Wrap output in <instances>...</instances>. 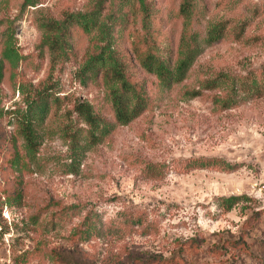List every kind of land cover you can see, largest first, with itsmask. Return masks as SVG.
I'll return each mask as SVG.
<instances>
[{"label":"rangeland","instance_id":"obj_1","mask_svg":"<svg viewBox=\"0 0 264 264\" xmlns=\"http://www.w3.org/2000/svg\"><path fill=\"white\" fill-rule=\"evenodd\" d=\"M143 1L0 0V264H264V90L229 102L263 87L264 0ZM107 44L144 101L124 125L86 65Z\"/></svg>","mask_w":264,"mask_h":264},{"label":"trees","instance_id":"obj_2","mask_svg":"<svg viewBox=\"0 0 264 264\" xmlns=\"http://www.w3.org/2000/svg\"><path fill=\"white\" fill-rule=\"evenodd\" d=\"M141 4H144L143 0H140ZM70 18L64 19L61 23L56 25L55 29L65 31L63 24L70 23ZM85 29H88V25L84 22L82 23ZM151 50L147 51L146 53H140V51H135L136 59L138 60L140 66L145 69L150 74L156 76L162 83H169L173 80H179L188 69L191 60L188 58H184L178 64L173 63V58L167 59L166 53H161L159 46L155 44L152 45ZM97 54H92L88 61H87V68L90 69L93 74L101 75L102 80L111 89L113 93V107L116 119L121 124H127V122L140 114L144 107V101L141 99V92L140 89L133 84L126 72V67L124 63L117 57L114 56V51L112 49V44H107L101 47ZM156 52H154V51ZM264 80V77H263ZM256 81H253L251 84L240 85L237 89V96L235 99H230V103H236L237 97H240L243 93V90H250L252 89L253 92L259 93L260 91L264 90V84H262V89L259 87H255L253 85ZM252 87V88H251ZM258 87L260 89H258ZM261 94V93H259ZM79 111L84 116L85 120L92 126L97 124V118L93 115L91 110L87 106H80ZM10 190H4L5 196L7 199H12V196H16L18 194L11 193ZM14 200V199H13ZM231 198L225 199V202H229L231 204ZM236 200V199H233ZM91 220L90 214L86 216L84 219V223L86 221ZM144 219L142 216L140 217H133V214L129 215L126 227H133L135 225L143 226ZM81 226V225H80ZM79 226V227H80ZM151 225H148L145 228H148ZM83 227V225L81 226ZM94 230L93 225H90L84 229L78 228L76 234H81V236L85 233L90 234ZM123 264H177L174 259L165 260L160 257H150V258H143L141 256L129 254Z\"/></svg>","mask_w":264,"mask_h":264}]
</instances>
